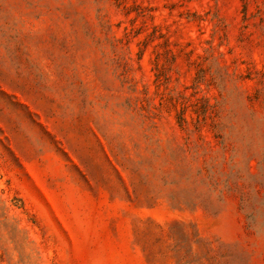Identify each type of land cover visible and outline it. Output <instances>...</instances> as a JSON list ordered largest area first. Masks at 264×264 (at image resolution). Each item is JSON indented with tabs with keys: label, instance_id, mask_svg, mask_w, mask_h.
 I'll use <instances>...</instances> for the list:
<instances>
[{
	"label": "rangeland",
	"instance_id": "obj_1",
	"mask_svg": "<svg viewBox=\"0 0 264 264\" xmlns=\"http://www.w3.org/2000/svg\"><path fill=\"white\" fill-rule=\"evenodd\" d=\"M0 264H264V0H0Z\"/></svg>",
	"mask_w": 264,
	"mask_h": 264
}]
</instances>
